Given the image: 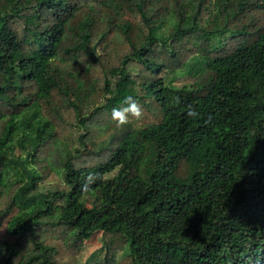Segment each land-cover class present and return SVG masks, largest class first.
I'll return each instance as SVG.
<instances>
[{"label":"trees","instance_id":"16d2710c","mask_svg":"<svg viewBox=\"0 0 264 264\" xmlns=\"http://www.w3.org/2000/svg\"><path fill=\"white\" fill-rule=\"evenodd\" d=\"M0 264H264V0H0Z\"/></svg>","mask_w":264,"mask_h":264},{"label":"rangeland","instance_id":"374dc122","mask_svg":"<svg viewBox=\"0 0 264 264\" xmlns=\"http://www.w3.org/2000/svg\"><path fill=\"white\" fill-rule=\"evenodd\" d=\"M134 73H136V71ZM192 80H193L192 78L186 77V78H183V79L178 80L176 82V84L181 86L183 84L192 82ZM91 100H92L93 103H99V102H101L102 101V92H99L96 95H93L92 98H91ZM119 258L121 260V257H119Z\"/></svg>","mask_w":264,"mask_h":264},{"label":"clouds","instance_id":"9594fccd","mask_svg":"<svg viewBox=\"0 0 264 264\" xmlns=\"http://www.w3.org/2000/svg\"><path fill=\"white\" fill-rule=\"evenodd\" d=\"M131 99H132L131 97H127V98H126V100H131ZM129 107H130L131 109H135V104L133 103V104L129 105Z\"/></svg>","mask_w":264,"mask_h":264}]
</instances>
